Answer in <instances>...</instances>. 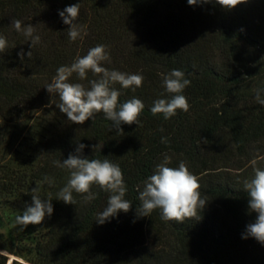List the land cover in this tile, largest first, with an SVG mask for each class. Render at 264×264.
Instances as JSON below:
<instances>
[{"label":"trees","instance_id":"trees-1","mask_svg":"<svg viewBox=\"0 0 264 264\" xmlns=\"http://www.w3.org/2000/svg\"><path fill=\"white\" fill-rule=\"evenodd\" d=\"M77 3L87 35L71 41L58 10ZM13 19L32 24L40 43L31 49ZM0 35L7 40L0 54V205L30 204L37 181H54L41 185V198L53 199L54 209L43 235L23 242L0 232V251L24 261L12 264H264V245L242 238L256 216L243 182L254 176V159L264 168V106L254 92L264 89V0L231 10L214 0L196 6L187 0H0ZM98 44L110 53L104 67L144 77L135 91L114 85L119 103L135 97L145 105L140 124H122L124 133L103 113L72 124L45 88L60 66ZM173 69L191 81L182 93L190 107L164 119L150 109L169 98L160 74ZM70 81L88 86L75 74ZM79 143L87 145L84 157L120 166L125 199L133 203L103 225L96 218L110 193L99 186L93 185L91 202L75 192V205L56 199L69 172L54 162L76 154ZM95 144L101 150L93 151ZM165 155L170 167L186 162L208 201L183 223L162 220L160 209L136 215L139 190ZM8 260L0 253V264Z\"/></svg>","mask_w":264,"mask_h":264},{"label":"clouds","instance_id":"clouds-1","mask_svg":"<svg viewBox=\"0 0 264 264\" xmlns=\"http://www.w3.org/2000/svg\"><path fill=\"white\" fill-rule=\"evenodd\" d=\"M212 0H187L189 6L210 3ZM226 10L236 8L246 3L247 0H214ZM80 3L72 4L63 10H58V15L65 25H68L67 35L71 41L83 39L87 35V26L78 23ZM11 26L17 32H21L31 41V49L40 43V36L34 35L35 27L28 24L22 27L18 19L11 21ZM7 48V40L0 35V54ZM21 60L24 53H18ZM30 58L32 51L27 53ZM110 63L111 57L106 45L98 44L88 50L84 56H77L70 65L60 66L57 69L51 83L45 88L48 93L57 96L59 103L56 107L66 115L72 124L83 125L87 120H94L96 114L103 113L105 119L112 122V128L118 133H124L122 124L139 125V117L145 108L144 103L138 98H131L119 103L120 91L114 85L119 84L124 89L131 88L135 91L143 84L142 74H130L118 70H110L103 66ZM91 72L93 78L88 79ZM75 74L80 81H88V86L80 82H71L70 78ZM163 87L169 94V98H160L154 101L150 111L153 115L163 114L164 119H170L178 110L187 112L189 103L182 94L191 81L185 78V73L179 69H173L167 74L161 73ZM255 100L264 106V89L254 90ZM163 131V129H160ZM161 143H167V138L162 137ZM87 145L79 143L76 154H69L67 159L55 161L57 167L68 170L67 183L58 191L57 200L65 204L77 203L73 193L83 195L86 202L96 198L92 191L93 185L99 186L104 192L110 193L107 206L97 214L96 222L103 225L106 221L116 217L118 213H127L132 208V202L125 199L127 186L120 166L108 159H89L82 155ZM99 144L92 145L93 151L100 149ZM171 158L167 155L156 165L153 174L144 182L142 190H139L140 206L136 208L137 217L150 216L160 209L161 219L164 221H177L183 223L185 219L197 217L198 210L202 211L207 200L202 198L199 179L194 175L183 160L178 167H170ZM257 160L252 161L254 176L245 179L243 189L248 195L249 213H255V220L246 226L244 239L254 238L264 245V168L257 167ZM43 183L54 184L49 177L43 181H37L36 186L30 190L31 203L26 204L20 215H17L16 224L23 229L29 225L38 226L46 217L53 214L51 198L42 199L41 185Z\"/></svg>","mask_w":264,"mask_h":264},{"label":"rangeland","instance_id":"rangeland-1","mask_svg":"<svg viewBox=\"0 0 264 264\" xmlns=\"http://www.w3.org/2000/svg\"><path fill=\"white\" fill-rule=\"evenodd\" d=\"M11 205V204H10ZM12 207L0 205V232L3 233L8 239L13 241L31 242L32 238L39 237L46 232V218L41 225H29L23 229L16 224V216L21 214L24 205L21 203H12ZM1 254L8 255L5 251H0ZM12 257H9V261ZM20 262L23 259L17 258Z\"/></svg>","mask_w":264,"mask_h":264},{"label":"water","instance_id":"water-1","mask_svg":"<svg viewBox=\"0 0 264 264\" xmlns=\"http://www.w3.org/2000/svg\"><path fill=\"white\" fill-rule=\"evenodd\" d=\"M4 255V254H3ZM5 256H7L8 258L9 257H12V259L9 261L8 260V264H12L13 263V261H19L18 259H17V257H15V256H13V255H10V254H8V255H5ZM20 262V261H19Z\"/></svg>","mask_w":264,"mask_h":264}]
</instances>
